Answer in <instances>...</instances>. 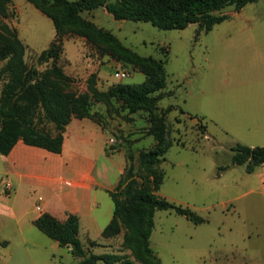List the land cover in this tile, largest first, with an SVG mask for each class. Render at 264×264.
<instances>
[{
  "label": "rangeland",
  "instance_id": "obj_1",
  "mask_svg": "<svg viewBox=\"0 0 264 264\" xmlns=\"http://www.w3.org/2000/svg\"><path fill=\"white\" fill-rule=\"evenodd\" d=\"M225 11L227 18L199 33L198 22L164 29L149 21L117 19L103 6L81 12L124 45L164 65L166 84L158 109L165 111L172 144L161 163L164 176L157 192L210 222L196 224L173 209H157L150 245L161 264H264V163L247 172L231 159V146L237 142L264 145V0ZM0 23L25 43L27 64L44 69L47 63H39L37 55L55 36L51 18L28 0H10ZM58 63L77 91L86 90L93 72L100 89L145 78L133 64L101 54L85 37L72 33L63 36ZM116 67L129 75L117 77ZM3 82L1 77L0 88ZM92 109L98 122L109 128L113 124L110 131L124 150L137 154L154 142L145 111L129 113L116 101H93ZM5 178L0 173V238L8 240L7 245L0 243V264H31L19 246L18 225L26 227L27 235L33 231L51 237L31 223L35 213L22 216L34 200L23 188L16 197L12 191L9 196L1 181ZM249 188L258 191L243 194ZM115 236L108 246L96 245L93 251H119L134 259L121 245L122 232ZM54 263L61 264L58 259ZM62 264H77V257L67 253Z\"/></svg>",
  "mask_w": 264,
  "mask_h": 264
},
{
  "label": "trees",
  "instance_id": "obj_2",
  "mask_svg": "<svg viewBox=\"0 0 264 264\" xmlns=\"http://www.w3.org/2000/svg\"><path fill=\"white\" fill-rule=\"evenodd\" d=\"M9 1L0 0V15H7ZM28 1L51 18L55 36L37 55L39 63H47L44 69H39L34 63L27 64L26 45L16 32L0 23V61H4L0 66V78H4L0 89V153H8L18 139L60 152L66 125L72 117L98 121L93 101L107 105L116 101L129 113L145 111L149 121L147 133L154 139L150 147L139 149L137 154L129 148L125 150V169L115 188L109 190L114 201L113 215L102 230L106 237L122 232L121 245L130 250L134 259L119 251H90L79 238V219L75 213L68 212L61 220L43 211L33 220L34 224L59 245L69 247L77 257V264H161L150 245L155 211L173 209L195 223L204 220L189 206L170 201L157 192L164 176L161 163L172 144L165 111L158 109V101L163 97L160 90L166 84L164 65L161 59L141 55L124 45L113 32L84 18L81 12L103 6L117 19L149 21L164 29L198 22L199 33L227 18L226 7L239 10L252 0ZM68 33L85 37L101 54L133 64L145 78L137 83L115 81L100 89L96 84L97 73L93 72L87 78L86 90L77 91L72 78L58 63L63 36ZM231 149L232 162L244 164L248 172L264 163V145L237 142ZM6 242L0 239L3 245Z\"/></svg>",
  "mask_w": 264,
  "mask_h": 264
},
{
  "label": "crops",
  "instance_id": "obj_3",
  "mask_svg": "<svg viewBox=\"0 0 264 264\" xmlns=\"http://www.w3.org/2000/svg\"><path fill=\"white\" fill-rule=\"evenodd\" d=\"M110 128L90 117H72L66 125L60 152L18 139L8 153H0V173L11 182L14 197L23 188L34 200L22 216L35 213L30 217L34 224L33 220L43 211L61 220L68 212L77 214L79 238L90 251L96 245L108 246L116 239L115 235L103 236L102 230L113 215L114 201L109 190L115 188L125 169L126 152L116 139L113 144L108 143L109 137L115 138ZM260 187L264 189V177ZM253 190L258 191L249 188L243 194ZM11 191L7 193L9 196ZM39 195L41 210L35 208ZM209 222V217H204L196 224ZM18 232L19 246L27 252L31 264H56V259L62 264L64 255L71 253L69 247L52 238L47 240L33 231L27 235L26 227L20 224ZM203 256V252L199 254Z\"/></svg>",
  "mask_w": 264,
  "mask_h": 264
},
{
  "label": "built area",
  "instance_id": "obj_4",
  "mask_svg": "<svg viewBox=\"0 0 264 264\" xmlns=\"http://www.w3.org/2000/svg\"><path fill=\"white\" fill-rule=\"evenodd\" d=\"M114 73L117 77L122 78L125 77L127 75H129V71L124 69L123 67H116L114 70ZM108 143L109 144H113L114 143V138L113 137H109L108 138ZM2 183L4 184V190L6 191V193H9L12 190V184L8 179H3ZM42 199V196L39 195L38 196V202L35 205V208L37 210H41V206H40V200Z\"/></svg>",
  "mask_w": 264,
  "mask_h": 264
}]
</instances>
